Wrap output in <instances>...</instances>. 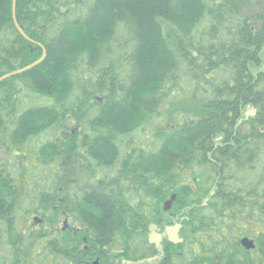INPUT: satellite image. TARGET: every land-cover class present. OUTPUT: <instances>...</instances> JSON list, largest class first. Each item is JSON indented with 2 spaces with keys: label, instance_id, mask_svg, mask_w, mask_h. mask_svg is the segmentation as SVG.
<instances>
[{
  "label": "trees",
  "instance_id": "1",
  "mask_svg": "<svg viewBox=\"0 0 264 264\" xmlns=\"http://www.w3.org/2000/svg\"><path fill=\"white\" fill-rule=\"evenodd\" d=\"M14 1L0 0V264H39L22 251L68 218L93 256L145 252L172 195L187 219L167 264H264V0H16L32 42Z\"/></svg>",
  "mask_w": 264,
  "mask_h": 264
},
{
  "label": "flooded vegetation",
  "instance_id": "2",
  "mask_svg": "<svg viewBox=\"0 0 264 264\" xmlns=\"http://www.w3.org/2000/svg\"><path fill=\"white\" fill-rule=\"evenodd\" d=\"M35 220L38 219L35 218ZM40 221L41 220H39V222ZM69 221L70 219L68 218V221L65 222L67 226L61 228H45V232H48L49 236L41 237L40 241L33 245L28 244L27 246L30 248V251L28 253L22 251V256L24 258L30 257L31 259H36L39 264H96V262H98V264H126V262L138 264H167L165 262L167 257H174L168 252V244L175 246H180V244H182H173L169 242L166 233L167 227L175 226L179 223L182 224L179 235L183 238L184 214L182 212L173 211V208L169 212L163 211L155 218L154 222L151 221L149 223L147 227V244L145 246V252L138 254L135 253L136 246L134 244L125 243V245L122 246V244L118 242L101 249L102 254L100 253V256H93L86 240L87 233L83 232V230L81 231L82 228L80 227L71 226ZM151 224H155L160 228V234H162L163 237L161 243L162 249H158L149 242V227ZM36 230L42 231L41 228ZM21 246L23 247V245ZM99 248L101 247L99 246ZM178 253H180V256H183L180 250ZM0 256H3V253H0ZM150 258H154V260L150 261ZM26 263L27 262L22 261V264ZM170 264H174V262H170Z\"/></svg>",
  "mask_w": 264,
  "mask_h": 264
},
{
  "label": "water",
  "instance_id": "3",
  "mask_svg": "<svg viewBox=\"0 0 264 264\" xmlns=\"http://www.w3.org/2000/svg\"><path fill=\"white\" fill-rule=\"evenodd\" d=\"M13 10H14V19H15L16 27L21 32V34L25 36L26 39L31 41L27 37V35L23 32V30L20 28V26L17 22V19H16V0L14 1V9ZM20 72L21 71H19L17 73H20ZM12 75H8L5 78L10 77ZM256 114H257V110L249 107L247 112L245 113V116L247 119L249 117L255 116ZM176 198H177V196L173 195L170 200L165 202L164 211H169L172 208V205L176 201ZM181 228H182V224H179V223H177L175 226L167 227L166 233L168 235L169 242H171L173 244H180L183 242V239L179 235ZM162 240H163V237H162V234H160V228L155 224H151L149 227V242H150V244L155 245L158 249H162V245H161ZM242 245L248 250L255 248V243L248 238H245L242 240ZM149 260L152 261V260H154V258L153 259L150 258ZM96 264H98V262H96ZM126 264H138V263L126 262Z\"/></svg>",
  "mask_w": 264,
  "mask_h": 264
},
{
  "label": "rangeland",
  "instance_id": "4",
  "mask_svg": "<svg viewBox=\"0 0 264 264\" xmlns=\"http://www.w3.org/2000/svg\"><path fill=\"white\" fill-rule=\"evenodd\" d=\"M180 97L183 98V100H184V102H182L181 104L182 105H185V107H187L188 104H190V100L188 99V97L186 95L184 96L183 94ZM180 101L175 102V105L174 106L172 105L173 102H171V103L168 102L166 104V107H164V113H169V111L172 110L173 107L176 108L177 107V104L180 103ZM63 224H64V222L60 223V228L63 227Z\"/></svg>",
  "mask_w": 264,
  "mask_h": 264
}]
</instances>
